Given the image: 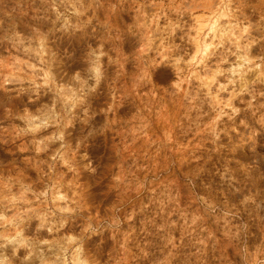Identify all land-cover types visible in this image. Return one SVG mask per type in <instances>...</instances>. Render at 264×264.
<instances>
[{
    "label": "rangeland",
    "instance_id": "obj_1",
    "mask_svg": "<svg viewBox=\"0 0 264 264\" xmlns=\"http://www.w3.org/2000/svg\"><path fill=\"white\" fill-rule=\"evenodd\" d=\"M0 264H264V0H0Z\"/></svg>",
    "mask_w": 264,
    "mask_h": 264
},
{
    "label": "bare ground",
    "instance_id": "obj_2",
    "mask_svg": "<svg viewBox=\"0 0 264 264\" xmlns=\"http://www.w3.org/2000/svg\"><path fill=\"white\" fill-rule=\"evenodd\" d=\"M216 26H215V23H212V25H210V28L209 29H211L212 30V32H214V28H215ZM200 29V31H202V30H204L202 27L201 28H199ZM207 35V34H206ZM203 41V40H202ZM198 45V44H197ZM201 46V45H200ZM202 46H204V44L202 45ZM208 46H210L209 44H208ZM208 46H207V44H206V42H205V46L202 48V50H200V51H204V53L206 52V51H208ZM199 47V46H198ZM198 49H200V48H198ZM199 52V51H198ZM204 55H206V54H204Z\"/></svg>",
    "mask_w": 264,
    "mask_h": 264
}]
</instances>
